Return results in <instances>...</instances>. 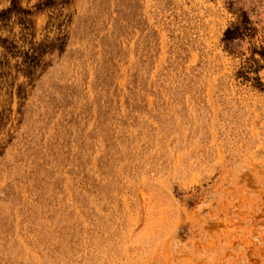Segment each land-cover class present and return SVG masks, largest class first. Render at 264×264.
Returning a JSON list of instances; mask_svg holds the SVG:
<instances>
[{
  "label": "rangeland",
  "instance_id": "374dc122",
  "mask_svg": "<svg viewBox=\"0 0 264 264\" xmlns=\"http://www.w3.org/2000/svg\"><path fill=\"white\" fill-rule=\"evenodd\" d=\"M0 264H264V0H0Z\"/></svg>",
  "mask_w": 264,
  "mask_h": 264
},
{
  "label": "trees",
  "instance_id": "16d2710c",
  "mask_svg": "<svg viewBox=\"0 0 264 264\" xmlns=\"http://www.w3.org/2000/svg\"><path fill=\"white\" fill-rule=\"evenodd\" d=\"M228 33V32H227Z\"/></svg>",
  "mask_w": 264,
  "mask_h": 264
}]
</instances>
